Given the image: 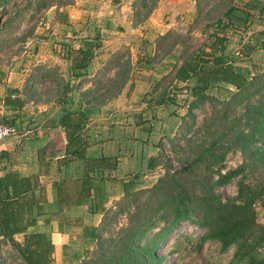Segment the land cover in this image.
<instances>
[{
	"label": "trees",
	"instance_id": "obj_1",
	"mask_svg": "<svg viewBox=\"0 0 264 264\" xmlns=\"http://www.w3.org/2000/svg\"><path fill=\"white\" fill-rule=\"evenodd\" d=\"M16 1L0 0V32L7 34L17 29L19 24L16 25V19L21 13L15 11L16 6L11 12L15 25L10 19L1 22L6 12L3 8ZM157 1H132L133 26L149 16ZM212 1L194 0L192 21L194 24L203 22V28H211L209 51H201L195 60L196 51L181 47L177 55L170 56L173 64L168 74L160 78L154 87V90L162 92V83H165L167 75L171 76L168 84H185V91L190 97L186 107L187 120L181 118L176 139L186 145V155L174 170L169 169L168 162L160 154L153 160L149 159L147 168L158 163L162 174L146 188H140L133 177L122 182V196L110 206H103L102 197L95 196L92 207L100 219L96 227L80 231L82 251L78 258L76 253L70 257L71 260L77 258V264H161L162 259L157 258L155 251L183 222L204 228L206 233L202 240L218 242L221 252L233 248L228 264H264V223L257 222L254 210L256 201L264 196V185L253 188L240 179L234 198L221 200L214 193L215 188L229 183L250 164L264 171V148L261 146L264 142V67L253 61L244 67H236L235 59L224 53V36L216 33L226 26L222 23L224 17H236L246 24L250 15L262 16L264 0H243L240 8L235 6L234 0H219L211 6ZM72 2L34 0L31 4L36 19L18 39L19 43L24 44L32 38L35 27L49 8H62ZM135 5L139 11H134ZM219 8L222 11L214 14ZM235 11L241 14L235 16ZM14 15L17 18L14 19ZM35 15L27 20L29 24ZM23 18H18V23ZM168 32L170 30L155 38L153 59H161L169 53L168 50L162 51ZM257 49L264 50V29L255 32L251 41L243 43L239 54L248 59ZM92 55L90 45L71 51L67 59V79L69 70L83 68ZM130 69L128 49L114 51L91 79H84L91 82V88L83 94V100L92 106L115 98L129 80ZM45 80L54 84L63 101L68 91L67 82L61 84L54 70L38 65L23 79L19 90L4 89L0 124L14 127L15 114L25 104L43 102L45 98L40 96L44 93L38 87ZM95 93L99 95L85 100ZM205 103L210 112L204 115L200 124L195 125L191 112L196 109L204 111ZM85 120L82 113L70 112L67 108L62 110L58 121L48 122L49 126H58L63 130L65 144L63 157L57 161L58 166L65 167L67 173L70 163L81 165V175H76L74 166L66 177L52 181L54 203H46L45 187L38 183L36 176H20L14 170L0 175V243L7 244L21 264H53V245L49 235L29 229L42 216H45L44 224L60 221L62 209L77 207L88 201L92 174L104 168L112 170L115 166V157L86 158L82 135ZM179 144L169 141L173 151L180 149ZM50 145H54L52 141L39 149V158H43ZM233 149L238 150L247 165L221 172L226 155ZM54 154V147L50 146L49 158H53ZM0 156H6V153L1 152ZM77 218L69 219L79 224ZM64 222L62 220V225ZM67 223L70 224V221ZM64 250L67 254L70 248L63 246Z\"/></svg>",
	"mask_w": 264,
	"mask_h": 264
},
{
	"label": "crops",
	"instance_id": "obj_2",
	"mask_svg": "<svg viewBox=\"0 0 264 264\" xmlns=\"http://www.w3.org/2000/svg\"><path fill=\"white\" fill-rule=\"evenodd\" d=\"M132 1L73 0L65 7L49 8L30 40L32 49L29 57L35 61L31 67L46 65L47 69L54 70L61 84L67 82L68 91L61 101L62 94L59 96L54 84L45 80V86L53 89V93L43 102H28L15 114L16 134L3 140L0 145V153H6V156H0V175L14 170L20 176H36L38 183L45 187L46 203H54L52 181L66 177L74 166L76 175H81L78 162L70 163L71 168H67V173L65 167L58 166L57 161L63 157L65 144L63 130L48 125L49 121H58L62 110L67 108L70 112L82 113L86 118L82 134L86 158H116L112 170L104 168L92 174L88 201L77 207L62 209L60 221L44 224L45 216H42L29 229L49 235L53 245V264L59 261L58 255L54 258L59 246L61 264H72L69 254H65V250L63 252V246L75 245L77 240L82 245V228L98 225L100 215L92 207L95 196L102 197L103 206H110L122 196V182L133 177L139 187L154 183L161 165L157 163L147 168L149 159L153 160L160 154L159 140L172 136L177 130L190 100L185 84L181 82H166L162 92L154 90L160 75L170 71L173 62L169 59L157 62L153 57L155 38L173 29L178 23L177 15L179 20H183V12H189V19L193 18V0L191 4L190 0H158L149 16L136 26L132 24ZM228 40L224 53L230 57ZM239 40L238 47L244 42L243 38ZM86 45H90L93 51L91 59L83 68L69 70L67 79L69 54ZM121 47L129 52L131 69L128 83L115 98L105 99L101 104L87 105L83 94L91 88V82L84 79H91L110 55ZM237 53L241 57L239 51ZM22 58L20 56L18 59ZM22 67L15 68L13 63L7 67L0 65V115L4 89L19 90L22 86L25 72ZM96 95L99 94H90L85 100L93 99ZM52 132L59 139L57 144L53 141L54 145H50L54 147V157L49 158V146L43 158H39L38 151L52 141ZM144 179L148 181L144 182ZM69 218L79 219V224H74ZM62 220L65 221L64 225ZM70 228L76 232L67 233ZM62 234H65V242L61 241Z\"/></svg>",
	"mask_w": 264,
	"mask_h": 264
},
{
	"label": "rangeland",
	"instance_id": "obj_3",
	"mask_svg": "<svg viewBox=\"0 0 264 264\" xmlns=\"http://www.w3.org/2000/svg\"><path fill=\"white\" fill-rule=\"evenodd\" d=\"M188 1L184 0L183 2ZM190 0V4H191ZM243 0H234V4L237 8H240ZM32 2L34 0H17L16 2L6 6V12L3 14V17L1 18V22L3 20L10 19L12 24H14V20L11 19V12L13 11V8L16 9L15 11L17 13H21L18 18L24 17L23 20L18 23V18L16 19V30H13L9 33H3L0 32V65H5L7 67L9 64L13 63L15 65V68L21 67L25 69V72H23V77H25L31 73L32 69H34V66L31 67L35 63L33 57H29L31 55V44L30 40L27 39L24 44L19 43V38L22 37L25 30L30 27V25L34 24V21L36 19V15L33 12L32 9ZM219 3V0H213L211 2V6ZM31 4V6H30ZM189 4V3H188ZM193 6H194V0H193ZM210 6V7H211ZM208 6L205 8L207 9ZM2 9V10H3ZM189 9V7H188ZM133 10V9H132ZM134 11H139L138 6H134ZM222 11V8H219L217 12L214 14H218ZM143 11L140 10V13L142 14ZM189 12H183V20H179L178 15L177 20L178 23H176L175 26H173V29H170V32L168 37L165 38L164 42L162 43V51H167L168 54L161 59H158L160 57H157L155 60L161 61L165 59H169L173 62L170 56L172 54L177 55V51H179L182 48L187 47L190 50L196 51L195 60L198 58L199 53L201 51H207L208 45H209V39L211 38V28H203V22L194 24L193 18L190 20L189 16L187 15ZM235 16H238L241 14L240 11H235L233 13ZM31 15H35L33 20H31L30 24L27 22V20L30 19ZM193 16H194V10H193ZM214 16V15H211ZM216 17V16H214ZM137 21V19H134V21ZM222 23H225L226 26L222 30H218V35L226 36L225 40L228 44L229 48V55L230 59H235L236 61V67H244V65L249 64V62L253 61L258 66L264 67V50L257 49L255 52H253L248 59H242L241 57L235 56L234 53L240 50V47H238L239 39L243 38L244 42L251 41L253 38V34L257 31H260V29H264V14L260 17H257L256 15H250L249 22L247 21L246 24H243L242 22H239L236 17L233 19L230 18H223ZM138 25L139 23H135V25ZM243 24V25H242ZM15 25V24H14ZM39 26V24L35 27V29ZM203 28V30H202ZM169 31V30H168ZM242 37V38H241ZM239 40V41H238ZM243 42V43H244ZM172 44H175L176 46ZM124 49V47H121ZM120 49V48H119ZM122 50V49H121ZM188 51V50H187ZM20 56L24 57L21 60L18 59ZM240 60V61H237ZM168 73L161 74L160 77L162 78L164 75ZM111 73L108 75L110 76ZM170 75L165 76L164 81L165 83L169 82ZM45 82V81H44ZM44 82L40 84L38 87L39 91L41 93L40 98L48 97L49 94L53 93V89H49L45 86ZM128 83V81H127ZM126 83V84H127ZM162 86L164 85V82L162 83ZM46 87V88H45ZM203 110L200 111L198 109L193 110L191 114L193 115V121L195 125H198L201 123L204 115L210 112V107L205 103L203 105ZM185 111V110H183ZM186 111L183 114V118L185 117ZM207 117V115H206ZM187 120V119H186ZM177 130L174 132V134L167 138H162L158 142L160 155L162 156V159L166 162H168L170 166V170H174L177 168L179 161L181 158H183L186 153V145L181 141H178L176 138ZM51 140L54 141L55 144L59 141L58 136L55 132H52L51 134ZM12 138V137H11ZM7 139V138H6ZM5 139V140H6ZM10 139V138H8ZM7 139V140H8ZM173 140V142H178L181 145L180 149L173 151L172 148L169 145V141ZM199 141V140H197ZM261 146L264 148V142L261 144ZM224 169L221 172H224L225 170H231L236 168H245V165H247L248 162H245L243 157L240 155L238 150L233 149L231 150L224 159ZM253 165L250 164L249 167L247 166L242 174L237 175L236 177L232 178V180L227 183L224 186L217 187L214 189V193H216L221 200L225 199H231L236 196L237 193V182L242 179L243 182L250 187L258 188L262 187L264 185V171L260 167H252ZM163 170L160 168V171L157 173L156 177L160 174H162ZM155 177V180H156ZM148 180L144 179V182H147ZM147 184V183H146ZM150 186L140 187V188H146ZM262 198L256 201L255 203V213H256V220L258 223H264V196H261ZM87 221V220H86ZM88 222V221H87ZM67 233H75L76 230L68 229L66 231ZM206 233V230L204 228H200L194 225L187 224L185 222L180 223L168 236V238L160 245V247L155 251L157 258H161V264H228L229 260L231 259L232 253L234 251L233 248H228L225 252L220 251L219 243L213 240L204 239ZM66 241L65 234H62L61 241ZM80 240H77V243L72 246H68L70 250L68 251L69 256L71 257L72 253L77 254V258L79 254L82 251V247L79 244ZM59 245V244H58ZM57 245V246H58ZM60 247V246H59ZM59 247H57V252L55 254L54 252V258L55 255H58L59 261H57V264H61L60 258L61 255H59ZM76 258V259H77ZM76 259L70 260L72 264H77L75 261ZM0 264H21V262L16 258L15 253L12 252V250L9 248L7 244H1L0 243Z\"/></svg>",
	"mask_w": 264,
	"mask_h": 264
},
{
	"label": "built area",
	"instance_id": "obj_4",
	"mask_svg": "<svg viewBox=\"0 0 264 264\" xmlns=\"http://www.w3.org/2000/svg\"><path fill=\"white\" fill-rule=\"evenodd\" d=\"M235 56H238V53H234ZM16 134V129L13 126L0 124V145L3 140L8 137L14 136Z\"/></svg>",
	"mask_w": 264,
	"mask_h": 264
}]
</instances>
